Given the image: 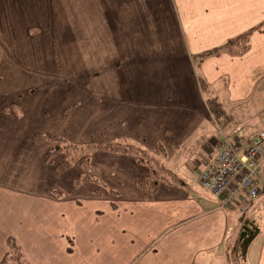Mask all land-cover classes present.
I'll return each instance as SVG.
<instances>
[{"label":"crops","instance_id":"crops-1","mask_svg":"<svg viewBox=\"0 0 264 264\" xmlns=\"http://www.w3.org/2000/svg\"><path fill=\"white\" fill-rule=\"evenodd\" d=\"M168 2L169 7L159 8L160 12L152 8L146 12L147 17L163 19L162 35L170 31L172 40L171 43L163 41V58L157 62L160 68L156 78L160 89L157 100L145 94L150 91L147 83L151 77H144L143 92H136L130 84L123 113L114 109L111 113L114 117L109 119L114 122L123 114V121L113 128L116 135L102 140L124 139L157 156L162 146L165 153L162 160L167 168L166 160L174 159L192 132L201 123L214 121L196 74L205 79L210 90L221 83L225 88L222 97L228 102L245 98L257 102L259 127L250 136L261 128L264 111V88L260 85L264 80V0ZM250 28L255 29L245 52L240 55L222 52L203 58L195 66L193 55L220 46ZM259 88L261 93L257 92ZM4 110L0 107V264H23L16 260L1 262L7 252L8 237L15 240L22 258L29 264H215L218 251L223 252L218 264H229L228 237L234 232L232 239L236 243L245 219L259 226L255 238L261 241L258 252L254 253V264H264V222L256 216L258 211H264V188L251 199L240 191L233 202L224 204L221 197L203 189L199 183L201 172L215 154L216 142L226 137V128L199 146L202 155L195 164L199 168L198 190H189V183L174 172L184 185L160 180L156 191L147 198L135 182L149 173L148 168L132 156L109 152L105 154L108 159L113 157L108 172L112 180L105 181L95 167L106 187L87 183L95 188L83 196L76 192L86 184L75 188L71 179L72 191L68 192L53 187L51 177L44 178L42 155L48 148L35 154L36 171L23 174L11 168L8 161L13 155L19 157L25 142L14 125L9 127L11 137L2 138L5 131L2 123L9 121V113ZM12 119L19 123L18 117ZM37 132L40 131L31 134L33 144L44 142L35 140ZM4 154L7 163L1 158ZM49 171V176L57 175L53 169ZM108 188L116 193L111 194ZM248 206L250 211L245 215ZM250 245L245 258L235 252L236 257L244 262L248 253L255 250Z\"/></svg>","mask_w":264,"mask_h":264},{"label":"rangeland","instance_id":"rangeland-1","mask_svg":"<svg viewBox=\"0 0 264 264\" xmlns=\"http://www.w3.org/2000/svg\"><path fill=\"white\" fill-rule=\"evenodd\" d=\"M167 7L168 0H0V107L9 113V121L2 123V138L11 137L9 127L14 125L25 142L19 157L13 155L8 161L12 169L23 174L37 170L35 154L52 143L33 144L31 134L36 131L51 133L69 143L111 139L116 135L113 128L123 121V114L114 122L109 120L114 117L111 113L114 109L123 113L130 84L136 92H143L146 76L151 80L147 83L150 91L145 94L157 100V62L163 58V41L172 40L170 31L162 35L163 19L147 17L146 12L152 8L157 13L159 8ZM260 85L264 88V80ZM224 94L221 83L209 91L223 102L229 119L201 123L174 159L166 160V165L189 183L191 191L200 189L195 164L202 155L201 144L208 143L223 127L225 138L232 140L246 139L259 127L255 110L258 106L253 98L228 102ZM16 117L19 123L11 120ZM1 158L7 159L5 154ZM61 159L58 155L45 164L44 178L51 177L53 187L70 192V180L80 170L78 165L61 177L52 172L48 175ZM111 159L100 152L92 156L93 165L107 182L112 180L108 178ZM91 188L95 187L86 184L80 189L84 192H75L84 196ZM256 216L264 222V211H258ZM233 233L227 241L231 247L229 264H254L261 239L256 237L251 243L250 248L255 250L243 262L236 257ZM222 254L218 251L215 264L220 263Z\"/></svg>","mask_w":264,"mask_h":264},{"label":"trees","instance_id":"trees-1","mask_svg":"<svg viewBox=\"0 0 264 264\" xmlns=\"http://www.w3.org/2000/svg\"><path fill=\"white\" fill-rule=\"evenodd\" d=\"M254 29L255 28L247 29L240 34L227 39L220 46H216L193 55L192 61L195 62V66L197 67L200 61L208 56L218 55L222 52H226L231 55L242 54L248 48L249 36ZM196 77L202 93L205 94L206 92L204 100L213 118L216 121L217 119H222V121L229 119L225 113V106L219 97L216 95H209L210 85L201 75L196 74ZM34 138L37 141H48L52 143L48 150L42 155V162L44 164L52 158L61 155L62 159L55 162L53 165V171L55 174L61 175L78 165L80 170L71 180V183L75 188L87 183L106 187L105 183L99 177L98 170L92 163V156L95 152H118L129 155L132 156L137 163L146 166L149 173L143 179L137 180L135 182V186L142 190L147 198L151 197V195L156 191L158 181L160 180L168 183H179L181 185L185 184L180 177L165 166L164 161L162 160L163 155L165 154L162 146H160L161 154L160 156H157L148 149L127 142L124 139L123 141L116 139L111 141L69 143L64 138L55 136L48 132H37L34 134ZM107 190L111 194L116 193L113 189L108 188ZM55 193L60 194V191L55 190ZM258 232L259 226L255 221L245 219L242 222L234 247L236 253L240 257L245 258L248 247L253 238L257 236ZM6 244L7 252L1 260L2 263L16 260L23 264H29L22 258L19 246L13 238L8 237Z\"/></svg>","mask_w":264,"mask_h":264},{"label":"built area","instance_id":"built-area-1","mask_svg":"<svg viewBox=\"0 0 264 264\" xmlns=\"http://www.w3.org/2000/svg\"><path fill=\"white\" fill-rule=\"evenodd\" d=\"M264 111L261 128L239 140L222 138L215 144V154L200 174V186L221 197L224 204L233 202L240 191L255 198L264 188Z\"/></svg>","mask_w":264,"mask_h":264}]
</instances>
